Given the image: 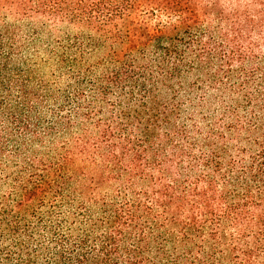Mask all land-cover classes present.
<instances>
[{
  "label": "trees",
  "instance_id": "obj_1",
  "mask_svg": "<svg viewBox=\"0 0 264 264\" xmlns=\"http://www.w3.org/2000/svg\"><path fill=\"white\" fill-rule=\"evenodd\" d=\"M0 264H264V0H0Z\"/></svg>",
  "mask_w": 264,
  "mask_h": 264
}]
</instances>
